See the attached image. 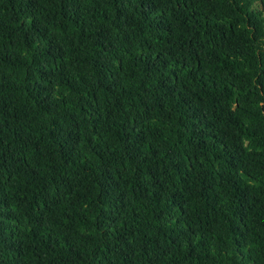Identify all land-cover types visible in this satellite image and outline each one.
Wrapping results in <instances>:
<instances>
[{
	"label": "trees",
	"instance_id": "obj_1",
	"mask_svg": "<svg viewBox=\"0 0 264 264\" xmlns=\"http://www.w3.org/2000/svg\"><path fill=\"white\" fill-rule=\"evenodd\" d=\"M0 264H264V2L0 0Z\"/></svg>",
	"mask_w": 264,
	"mask_h": 264
},
{
	"label": "snow or ice",
	"instance_id": "obj_2",
	"mask_svg": "<svg viewBox=\"0 0 264 264\" xmlns=\"http://www.w3.org/2000/svg\"><path fill=\"white\" fill-rule=\"evenodd\" d=\"M262 2H264V0H262Z\"/></svg>",
	"mask_w": 264,
	"mask_h": 264
}]
</instances>
